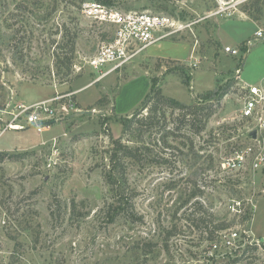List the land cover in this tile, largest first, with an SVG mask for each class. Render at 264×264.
<instances>
[{
    "label": "rangeland",
    "instance_id": "1",
    "mask_svg": "<svg viewBox=\"0 0 264 264\" xmlns=\"http://www.w3.org/2000/svg\"><path fill=\"white\" fill-rule=\"evenodd\" d=\"M92 1L184 27L96 81L86 58L109 34L82 14ZM252 3L0 0V120L13 118L19 103L78 91L56 104L60 120L51 128L0 136V264H264V166L254 168L253 156L240 170L226 164L247 146L264 153V131L253 138V123L241 116L240 82L264 78V37L255 36L264 29V0L260 11ZM65 32H78L74 62L82 66L68 75L58 74L54 55ZM158 89L205 108L187 115L162 101L149 130L138 120ZM211 109L198 134L195 118ZM118 144L135 156L118 163ZM197 212L228 228L211 236L213 224L189 219ZM225 232H238L235 247L210 254ZM253 242L262 246L245 252Z\"/></svg>",
    "mask_w": 264,
    "mask_h": 264
},
{
    "label": "built area",
    "instance_id": "2",
    "mask_svg": "<svg viewBox=\"0 0 264 264\" xmlns=\"http://www.w3.org/2000/svg\"><path fill=\"white\" fill-rule=\"evenodd\" d=\"M81 10L86 19L102 26L109 34V39L101 42L93 55L86 58L85 65L99 74L96 81L102 80L129 64L149 47L164 39L176 36L184 27L167 15L122 10L98 1L85 2ZM255 36L263 38L264 29L260 27L255 32ZM250 45L251 40H248L245 46L247 48ZM225 50L231 55H239L241 52L239 48L232 46H227ZM74 69L81 71L82 66L78 67L77 63H74ZM237 73L239 76L240 69H237ZM241 87L244 90L241 108L242 118L250 120L253 123V128L257 131H264V79L257 84L242 82ZM77 92L57 94L47 100L35 103L17 104L13 118L11 117L5 122L0 120V136L10 128L19 130L36 128L39 132L51 128L53 123L60 120V117L56 116V104L65 97H68L69 101L72 102V96ZM78 110L76 111L78 112ZM250 156H253L252 165L254 168L264 166V153L256 152L253 146H247L244 150L238 151L234 159L226 163L227 167L233 171L240 170L245 167ZM220 237L221 243L212 242L210 254L218 251L221 246L233 249L239 234L238 232H225Z\"/></svg>",
    "mask_w": 264,
    "mask_h": 264
},
{
    "label": "trees",
    "instance_id": "3",
    "mask_svg": "<svg viewBox=\"0 0 264 264\" xmlns=\"http://www.w3.org/2000/svg\"><path fill=\"white\" fill-rule=\"evenodd\" d=\"M252 4H253L252 5L253 7H257L258 10L260 11V7H259L260 0H253ZM249 14L254 19L258 20L260 18V14L259 15L254 14L253 10L252 11L249 10ZM78 35H79L78 32H74V33H71V34L65 32L63 34V39H65L66 44H63V43H61V44L58 43L57 44V46H56L57 50L54 52V55H55V67H56V69L58 71V74L64 68L67 71L66 75H68L72 71L73 65L75 63L74 60H75L76 43H77ZM155 87L156 86H154V88ZM150 101L152 102V105H153V106H151V110L148 109V104L150 103ZM162 101H163V103H165L164 101H174V102H176L178 104V106L182 110H184L186 112L187 115L188 114H192V115L198 116V114H194V112L191 111L193 108L198 107L197 104L187 105V104H184L182 102H178L176 99H174L172 97L163 96L161 90L158 89V90L155 91L154 94H152L150 96V98L148 100V103L145 104V108L148 109V111H150V112L147 113V114H141L140 119L138 120L139 122L144 123L145 125H147L146 127H148L149 130H150L151 126L156 125V122L152 118L151 113L155 112L157 114V112L159 111L158 105L160 103H162ZM207 105H209V104H207ZM204 108L205 107H202V106H201V108L198 107L197 112H202ZM213 113H214V109L207 110L206 112L201 114V117L199 116V117L195 118L197 120V125H198V134L201 132V130L206 128L207 120L209 119V117H211V115H213ZM185 118H187V116ZM203 120H205V121H203ZM131 123H132V120H131ZM126 128H127V126H126ZM118 142H119V140H115L114 141V143H118ZM115 147L118 150H115L114 152H112V158H114V159L116 158L117 159L116 161H118V163L121 160L120 159L121 156H122V159L125 158V157H129V156H131V157L135 156L133 152H130L129 150H127L126 148H123L119 144L115 145ZM201 207H203V206L201 205ZM194 214H195V212H193L192 215H194ZM192 215L191 216L189 215L190 216L189 219L192 220L193 222H196L197 226L199 228H201L203 226V227H206V229H209V227L213 224V228L209 230V234H211V236H213V234L216 231L228 228V224L225 223V222L216 223L215 222L216 216L213 213L208 214L209 218H206L205 216H203L202 214H200L198 212H197V216H195L197 218H195V219L191 218ZM259 246H262V244L257 243V242H253L252 244L249 243V244H247V246H246L244 251L246 252L248 250H257Z\"/></svg>",
    "mask_w": 264,
    "mask_h": 264
},
{
    "label": "water",
    "instance_id": "4",
    "mask_svg": "<svg viewBox=\"0 0 264 264\" xmlns=\"http://www.w3.org/2000/svg\"><path fill=\"white\" fill-rule=\"evenodd\" d=\"M82 112H92V111H82V110H80V111H78L76 113L79 114V113H82ZM251 135L253 136V138H256L257 137V130H253L251 132Z\"/></svg>",
    "mask_w": 264,
    "mask_h": 264
},
{
    "label": "crops",
    "instance_id": "5",
    "mask_svg": "<svg viewBox=\"0 0 264 264\" xmlns=\"http://www.w3.org/2000/svg\"><path fill=\"white\" fill-rule=\"evenodd\" d=\"M263 79H264V78H263ZM263 79H262V80H263ZM239 80H240V75H239ZM262 80H261V81H262ZM240 83H242V82H240Z\"/></svg>",
    "mask_w": 264,
    "mask_h": 264
}]
</instances>
